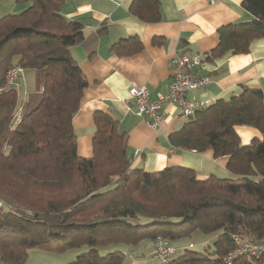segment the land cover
<instances>
[{"label":"trees","instance_id":"16d2710c","mask_svg":"<svg viewBox=\"0 0 264 264\" xmlns=\"http://www.w3.org/2000/svg\"><path fill=\"white\" fill-rule=\"evenodd\" d=\"M63 1L30 0L25 10L0 18V87L19 64L36 70L40 95L22 106L18 88L0 93L1 259L27 264L32 248L85 247L68 264H124L146 241L161 236L171 244L200 232L216 237L203 251L177 250L169 264H226L235 233L264 239L263 90L242 85L238 95L195 111L169 137L178 149L228 155L236 178L200 179L185 166L132 167L127 133L105 112L95 113L94 153L83 157L73 117L89 82L70 47L83 40L85 22L63 15ZM242 5L253 18L221 26L208 57L249 52L264 37V0ZM132 10L158 20L159 0H134ZM142 48L137 36L112 45L119 55ZM237 125L257 127L263 139L242 144ZM233 264H264V254L240 255Z\"/></svg>","mask_w":264,"mask_h":264},{"label":"crops","instance_id":"0c3cea01","mask_svg":"<svg viewBox=\"0 0 264 264\" xmlns=\"http://www.w3.org/2000/svg\"><path fill=\"white\" fill-rule=\"evenodd\" d=\"M133 1L64 0L61 5L63 15L85 22L83 40L70 47L89 82L73 117L79 155H93L95 113L105 112L118 119L126 131L134 168L159 171L185 166L195 169L200 179L212 175L238 177L228 168V155L216 157L210 149L195 151L172 146L170 135L185 123L179 117V102L166 101L162 120L152 126L148 119L135 113L134 104L129 102V89L133 84L144 85L150 90L151 99H158L172 83V57L178 51H189L202 60L194 67L196 74L210 78L205 88L187 92L189 100L199 99L208 104L228 100L241 92L242 85L264 92V37L255 39L249 52L208 57L220 41L221 26L251 20L253 15L243 7L242 0H159V19L151 21L133 12ZM29 5L30 0H0V18L19 13ZM130 36L142 41V50L130 55L112 50L115 42ZM18 90L22 106L37 100L35 69H24ZM236 131L242 144H249L254 138L263 139L262 132L254 126L237 125ZM215 237H202L200 242L205 245ZM170 245L179 253L188 247L173 241ZM155 253L154 242L146 241L127 255L124 264H160Z\"/></svg>","mask_w":264,"mask_h":264},{"label":"built area","instance_id":"2783aa9c","mask_svg":"<svg viewBox=\"0 0 264 264\" xmlns=\"http://www.w3.org/2000/svg\"><path fill=\"white\" fill-rule=\"evenodd\" d=\"M174 68L173 80L167 93L159 94L158 99L152 100L150 90L139 84H133L129 89L130 101L134 104L135 113L148 119L152 126H157L163 118V109L166 101L179 102L181 105L179 117L188 121L195 111L207 107V101L187 98V92L190 90L205 88L210 82L208 76H199L194 71V67L201 63V57L198 54L189 51H178L172 57ZM24 68L19 65L11 66L6 73L4 84L0 87V93L11 88H18L20 77ZM20 111L16 114V121L20 119ZM236 241V248L228 252L225 257L226 264H233L234 260L240 255L259 256L264 254V239L255 240L246 233L239 232L233 235ZM190 246H193L191 244ZM156 257L161 264H169L176 253L175 247L163 237L159 236L155 240ZM0 264H9L0 257Z\"/></svg>","mask_w":264,"mask_h":264},{"label":"rangeland","instance_id":"374dc122","mask_svg":"<svg viewBox=\"0 0 264 264\" xmlns=\"http://www.w3.org/2000/svg\"><path fill=\"white\" fill-rule=\"evenodd\" d=\"M40 95L37 94V100ZM198 232L192 234L191 236L184 237L180 240L173 241L175 245H187L188 249L196 250V251H203L204 244L200 242V238H205L208 235L206 234H198ZM200 233V232H199ZM209 237V236H208ZM190 243H194L193 247H189ZM85 247L83 248H76L69 250L64 253H56L46 251L40 248H32L30 250V255L27 261V264H67L69 261H72L76 258V256L81 252L84 251ZM184 250V249H183Z\"/></svg>","mask_w":264,"mask_h":264}]
</instances>
